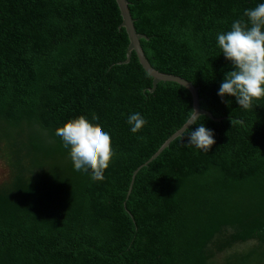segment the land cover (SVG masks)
I'll return each mask as SVG.
<instances>
[{
	"label": "trees",
	"instance_id": "16d2710c",
	"mask_svg": "<svg viewBox=\"0 0 264 264\" xmlns=\"http://www.w3.org/2000/svg\"><path fill=\"white\" fill-rule=\"evenodd\" d=\"M126 1L149 66L188 82L210 116L187 131L203 124L215 144L186 147L185 129L147 162L189 118L192 99L171 81L150 90L133 51L124 62L114 0H0L1 142L15 147L26 187L65 172L53 195L39 184L27 208L0 197V264H264V98L245 110L217 95L233 70L217 34L264 0ZM137 112L147 123L134 134L127 120ZM93 114L115 152L103 180L75 171L55 135ZM56 193L60 207L49 212Z\"/></svg>",
	"mask_w": 264,
	"mask_h": 264
},
{
	"label": "clouds",
	"instance_id": "9594fccd",
	"mask_svg": "<svg viewBox=\"0 0 264 264\" xmlns=\"http://www.w3.org/2000/svg\"><path fill=\"white\" fill-rule=\"evenodd\" d=\"M243 15L246 20H236L229 31L217 34V44L233 69L225 73L217 95L221 98L235 97L239 107L248 110L252 108L254 100L264 98V3L246 9ZM191 111L192 119L186 131L200 117L195 110ZM98 120L95 114L91 121L80 115L57 127L55 135L60 137L63 147L68 149L75 171L90 170L92 179L103 180L115 152L110 133L104 131ZM230 122L231 125L240 123ZM127 123L131 126L130 131L135 134L142 130L147 121L137 112L128 117ZM186 136V147L194 146L205 153L215 144L213 131L203 124H199L194 131H187Z\"/></svg>",
	"mask_w": 264,
	"mask_h": 264
},
{
	"label": "rangeland",
	"instance_id": "374dc122",
	"mask_svg": "<svg viewBox=\"0 0 264 264\" xmlns=\"http://www.w3.org/2000/svg\"><path fill=\"white\" fill-rule=\"evenodd\" d=\"M4 133H5L4 131H0V185L1 184L4 185L3 187L0 188V197H5V200L7 202H10L12 205H17L19 207L27 208L31 205L30 193H33V194L36 193L37 195L42 193V190L37 191L39 184H41L45 188V191L49 190L50 195H53L52 191H56V190H54L52 186H55L64 180L65 172L61 174L60 172L53 171V175L50 176L51 179L48 180V183L43 182L41 180H36L35 182H33V185H29V187H26L24 185V181L22 180L20 174H18L20 171V166L18 167L15 165V162H16L15 161L16 159L14 158L15 147L14 146H12V148L9 147L7 150V148L1 142V137H7V136H3ZM31 137H34L35 139L34 141H40V139L37 140L35 136H31ZM14 142L15 141H11L12 144ZM15 143L18 145L19 148L23 146L22 145L23 140L21 139L17 140ZM39 144L41 145L40 142ZM31 158L35 159L37 158V155L31 154ZM11 163H12V167L15 170H16V167H18L17 168L18 171H16L15 173L13 172V175L11 172L13 171L11 168ZM22 164L25 167L24 170L26 171L27 175L29 174L28 171L30 173H34V170L29 166L28 161H23ZM62 177L63 179H61ZM57 197H58V193L54 195V202L52 204L49 203L47 205V210L49 212L59 209L60 205L57 202V199H58ZM228 232H230V230H222L221 234H227ZM256 243L257 242L254 239L246 240L245 242H242V243L235 242L234 244H232V250L242 251L247 248H250L251 245L256 244ZM221 257L222 256L220 255L214 254L212 260L218 263L222 260Z\"/></svg>",
	"mask_w": 264,
	"mask_h": 264
},
{
	"label": "water",
	"instance_id": "95a60500",
	"mask_svg": "<svg viewBox=\"0 0 264 264\" xmlns=\"http://www.w3.org/2000/svg\"><path fill=\"white\" fill-rule=\"evenodd\" d=\"M114 1L116 3V6L119 10V15L121 17V22L119 24V27H122L124 29L127 35V39H128L124 62H127L130 52L133 51L142 69L152 78V87L150 90L154 88L155 83H157L158 81L175 82L189 91L191 95V99H192V110H195V112L199 115H205V116L210 117L208 113L198 109V105H197L198 99L196 96V89L194 87H192L188 82L180 78H177L171 75H165V74L158 73L149 66V64L147 63V61L145 60L141 52V49L138 43V40L140 38H144V36L141 34L135 33L133 29L132 19L130 18V15L127 10V1L126 0H114ZM191 119H192V113L189 116V118L186 120V122L160 145V147L151 155V157L147 160V162L153 159L155 156H157L159 152L164 147H166L173 138L180 136L181 133L186 129L188 124H190ZM147 162H145L143 165H145ZM134 173L135 172H133V175Z\"/></svg>",
	"mask_w": 264,
	"mask_h": 264
}]
</instances>
